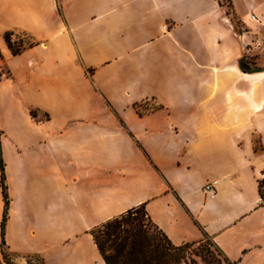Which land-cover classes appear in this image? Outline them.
<instances>
[{
	"label": "crops",
	"instance_id": "1",
	"mask_svg": "<svg viewBox=\"0 0 264 264\" xmlns=\"http://www.w3.org/2000/svg\"><path fill=\"white\" fill-rule=\"evenodd\" d=\"M228 1L0 0L12 264H107L93 230L141 205L174 245L264 264V0Z\"/></svg>",
	"mask_w": 264,
	"mask_h": 264
},
{
	"label": "trees",
	"instance_id": "2",
	"mask_svg": "<svg viewBox=\"0 0 264 264\" xmlns=\"http://www.w3.org/2000/svg\"><path fill=\"white\" fill-rule=\"evenodd\" d=\"M11 32L5 34V38L14 52H19L25 45L23 39L12 40ZM31 44V43H30ZM243 57L240 60V67L243 71L250 72L252 69ZM140 114H143L149 108H141L136 106ZM33 116L37 113L32 110ZM0 171L1 179L0 185L4 196V214L1 222V238L3 246V256L7 264H12L10 256L5 246V224L7 220V211L9 206L8 186L5 176V163L2 157V148L0 141ZM264 180L260 181V192L264 198ZM143 216H147L144 205L129 209L127 212L104 222L102 225L93 230V236L100 249L107 264H160V257L163 254L162 250H170V246H174L171 241L161 232V234L167 240V246L160 248L159 243L153 246V237L144 228ZM149 218V217H148ZM150 220V219H149ZM151 221V220H150ZM162 246V245H161ZM155 247V254H151V248ZM35 258L33 261L31 258ZM25 264H47L44 259L39 255H32L26 257ZM229 264H234L229 262Z\"/></svg>",
	"mask_w": 264,
	"mask_h": 264
},
{
	"label": "rangeland",
	"instance_id": "3",
	"mask_svg": "<svg viewBox=\"0 0 264 264\" xmlns=\"http://www.w3.org/2000/svg\"><path fill=\"white\" fill-rule=\"evenodd\" d=\"M223 4L229 6L228 0H221ZM233 19L235 17L233 16ZM236 20V19H235ZM239 26V25H238ZM240 27V26H239ZM14 39V38H12ZM16 39L19 41L23 39L25 46L33 43V37L28 34L19 33L16 35ZM264 41V40H263ZM250 66L256 67V58H246ZM257 148H260V144L256 143ZM264 191V189H263ZM144 220V228L153 237V246L159 243L160 248L167 246V240L161 234V231L149 220L147 216L142 217ZM162 245V246H161ZM155 247L151 248V254H155ZM163 254L160 257V264H229V261L223 255V253L216 247V245L209 239L205 238L202 241L185 243L183 245L170 246V250L166 252L160 251ZM33 261L35 258H31Z\"/></svg>",
	"mask_w": 264,
	"mask_h": 264
},
{
	"label": "built area",
	"instance_id": "4",
	"mask_svg": "<svg viewBox=\"0 0 264 264\" xmlns=\"http://www.w3.org/2000/svg\"><path fill=\"white\" fill-rule=\"evenodd\" d=\"M251 18L252 19H257L255 14H252L251 15ZM164 27H166V25H164ZM217 183H218L217 180L209 181L204 186L205 191H207V192H213V191H215L216 190Z\"/></svg>",
	"mask_w": 264,
	"mask_h": 264
}]
</instances>
